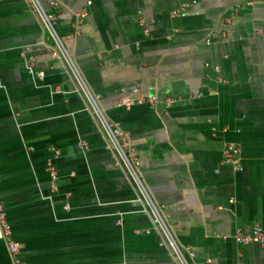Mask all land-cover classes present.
<instances>
[{
    "label": "crops",
    "instance_id": "0c3cea01",
    "mask_svg": "<svg viewBox=\"0 0 264 264\" xmlns=\"http://www.w3.org/2000/svg\"><path fill=\"white\" fill-rule=\"evenodd\" d=\"M55 1L58 33L106 115L128 133L191 263L264 264V245L234 239L238 229L264 228V0ZM55 53L27 0H0V203L20 257L175 264ZM30 57L43 80L30 73ZM140 95L156 106L120 105ZM170 98L177 102L167 107ZM228 143L240 148L242 172L223 162ZM0 264H14L4 241Z\"/></svg>",
    "mask_w": 264,
    "mask_h": 264
},
{
    "label": "built area",
    "instance_id": "2783aa9c",
    "mask_svg": "<svg viewBox=\"0 0 264 264\" xmlns=\"http://www.w3.org/2000/svg\"><path fill=\"white\" fill-rule=\"evenodd\" d=\"M28 5L32 11L39 17L43 28L48 34L49 40L52 42L56 49L55 57L63 60L66 66L70 70L76 84L78 91L84 96L87 103L88 110L94 118L98 121L101 131L103 132L105 138L108 141L109 149L114 153L117 165L122 167L133 185L138 192L140 201L144 204L148 213L152 218L154 226L160 231L163 236L162 245L167 246L173 253L175 264H192L194 259V253L190 252L188 249H184L176 238L174 229L171 223L168 222L163 206L155 201L151 192L149 191L147 185L142 179L140 168L141 159L130 147V139L128 133H126L119 124L113 122L106 115L104 109L101 106L100 96L94 94L86 83L82 73L77 67L74 58L67 50L64 39L60 36L57 29L58 24V11L60 5L57 1L52 0L50 2L49 8H45L40 0H27ZM92 2H88L87 6L90 7ZM251 5V4H249ZM182 7L181 10H183ZM181 11L174 12L173 15H179ZM139 24L143 28L146 35L149 34V30L146 27L145 21L143 19L142 13H139ZM89 10L85 9L80 13L75 15L72 23V34L70 38L77 37L80 32V27L84 20L88 17ZM210 45V41H207ZM30 48L27 47L24 52L27 54ZM30 73L34 74L37 79L43 80L45 78L44 72L35 73V60L34 58H29ZM138 92L137 90L135 91ZM158 100L156 97H145L138 96L137 98L124 97L121 100L120 105L125 108H131L135 105H149L154 108ZM176 99L170 98L166 101V106L170 107L176 103ZM59 152H56L58 155ZM225 164H229L233 167L234 171L242 172L243 168L240 161V148L235 144L228 143L224 148V160ZM50 177L52 182L57 180V171L54 166L49 167ZM68 207H66L67 209ZM234 239L237 244L242 246H248L250 244L264 245V228L256 226L252 233L249 235L243 234V232L238 229L235 231ZM0 241H4L7 248L13 258L14 264H27L21 257V245L16 242L12 237L11 226L8 222L7 215L3 205L0 203Z\"/></svg>",
    "mask_w": 264,
    "mask_h": 264
}]
</instances>
